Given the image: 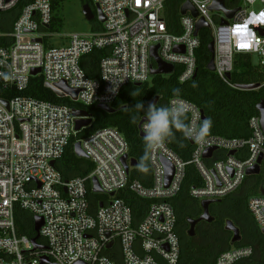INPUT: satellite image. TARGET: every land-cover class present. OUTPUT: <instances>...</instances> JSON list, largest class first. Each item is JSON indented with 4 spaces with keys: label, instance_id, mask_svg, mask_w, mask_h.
<instances>
[{
    "label": "built area",
    "instance_id": "2783aa9c",
    "mask_svg": "<svg viewBox=\"0 0 264 264\" xmlns=\"http://www.w3.org/2000/svg\"><path fill=\"white\" fill-rule=\"evenodd\" d=\"M19 1L0 0V13L16 10ZM186 1L197 16L189 11L182 15L179 8L180 33H172L164 16L166 0H91L104 16L101 29L71 34L66 46H53L46 43L54 34L48 31L54 18L51 1L30 0L20 9L11 30L0 31V38L6 40L0 44V88L22 92L31 77L41 76L52 87L63 82L76 90L74 101L84 106H111L124 86L147 82L153 76L150 66L156 65L150 49L155 45L164 63L181 67L179 81L185 82L197 71L200 30L194 32L199 18L211 30L215 72L223 82L229 84L226 74L232 71L236 53L258 56L257 65L264 68V21L249 22L264 16V0H240L238 7L224 0L227 9L239 10L222 27L224 14L209 9L215 0ZM239 28L244 29L243 34ZM244 44L247 47H242ZM175 47L183 51H174ZM95 50L106 54L99 61L97 77H89L80 61ZM34 69L39 72L32 75ZM174 100L189 106L187 124L201 123L203 113L195 103L175 96L166 106ZM72 112L68 105L27 95L0 96V264H40L43 257L49 264H117L111 257L114 254L120 257V264H176L179 236L170 201L181 190L186 166L193 165L201 181L189 189V195L198 201L218 200L240 188L247 170L260 156L264 158V132L258 114L248 121L247 138L206 135L202 144L189 142L188 161L174 152L167 140L149 149L146 185L131 178L129 157L128 169L121 162L128 155L123 135L116 128L105 127L72 144L73 148L79 142L86 159L93 163L92 171L65 179L55 162L82 129L75 130ZM210 148L211 154L204 157ZM164 161L173 168L167 184ZM92 178L99 192L93 191ZM122 192L150 201L137 223L131 207L118 196ZM247 207L263 230L264 195L249 197ZM17 208L30 213L33 221L42 219L39 238L43 243L39 246L45 249L34 247L29 236L18 234ZM254 253L250 244L233 247L220 252L214 264H237Z\"/></svg>",
    "mask_w": 264,
    "mask_h": 264
},
{
    "label": "trees",
    "instance_id": "16d2710c",
    "mask_svg": "<svg viewBox=\"0 0 264 264\" xmlns=\"http://www.w3.org/2000/svg\"><path fill=\"white\" fill-rule=\"evenodd\" d=\"M30 0H20L17 5V13ZM54 11L61 0H50ZM235 7L241 5L240 0H231ZM184 0H166L164 5V16L169 32L180 33L179 8ZM91 4V0H83V4ZM92 5V4H91ZM226 5L230 6L228 1ZM94 18L91 22L100 27L101 24ZM55 23L53 18L51 26ZM99 30L93 27V30ZM5 29L0 27V31ZM200 45L196 51L197 71L194 78L185 82L179 81L180 66L174 68L169 75H153L149 81L135 85L133 83L124 86L113 101L111 106L114 112H107L97 106H84L68 96H58L53 90L45 86L41 76L30 78L29 85L25 91L16 90L3 91L0 88V96L5 98L14 95H27L37 99L46 100L55 104H64L73 110H85L91 117L89 125L82 128L71 138L70 145L65 153L56 160L55 166L65 178L82 177L89 174L93 169V163L86 158L75 155L72 144L76 140L105 128H116L125 138L128 144V157L137 162L136 167L130 170L132 179L139 180L143 184H148L147 176L150 172L148 165V150L145 147L143 137L139 135L138 123L144 113L135 108L137 102H143L147 108L151 99L158 95L156 107L166 106L169 98L175 97L173 89H179V97H183L195 103L203 113V119L210 118L212 126L207 135H220L223 137L247 138L250 134L248 121L252 116L258 115L256 105L264 100V68L252 62V57L247 53H236L233 57V68L229 77V84L223 82L215 71L206 68L210 59L208 43L213 39L210 28H202L198 33ZM6 40L0 38V44L4 45ZM106 54L105 50H95L89 55L82 57L80 64L89 77H97L98 64L100 59ZM258 84L257 88L241 89L244 85ZM135 91V97L131 93ZM135 117V123L132 118ZM201 121V122H202ZM187 124V119L185 120ZM169 146L184 161L190 159L192 145L184 135L182 129H173V135L166 139ZM142 158H145L142 161ZM143 162L146 171H141L138 165ZM201 181L195 167L191 164L186 166V174L180 192L171 199V204L177 216V233L179 236V258L176 264H214L218 254L231 248V231L225 229V218L230 219L237 226L242 235V239L233 244L238 247L245 244L253 245L255 254L249 259L237 264H264V234L256 225L247 207L248 198L261 195V188L264 184V158L261 162L260 173L249 175L244 183L235 192L215 200L209 205V213L213 216L211 222L205 223L204 238L209 233V228L214 227L216 235L227 236L223 239L226 247L216 253L211 259L210 251L213 244H197L194 242V235L190 236L188 231V218H194L201 213L202 208L197 199L189 195V189L193 185H200ZM126 203L131 207L133 222L140 221L150 204L149 200L142 199L131 193H120ZM15 223L18 234H25L30 238L36 236L33 229V217L30 213L16 209ZM243 238H248L251 243H246ZM215 238L214 241H219ZM38 245H42L43 240H37ZM217 244V242H216ZM109 255V252H108ZM117 264H120L118 255L111 256Z\"/></svg>",
    "mask_w": 264,
    "mask_h": 264
},
{
    "label": "water",
    "instance_id": "95a60500",
    "mask_svg": "<svg viewBox=\"0 0 264 264\" xmlns=\"http://www.w3.org/2000/svg\"><path fill=\"white\" fill-rule=\"evenodd\" d=\"M95 11L93 10V7L91 4L86 3L83 5V14L85 16V18L88 21L93 20L94 18H96V20L99 23H102L104 21V16L102 15L100 9L95 6L94 7ZM210 10L213 11H220L224 14L225 18H223L220 22V26H226L228 23L229 19H232L235 15V13L239 10V8H235V9H227L225 7V2L224 0H215L213 5L209 8ZM187 11H189L191 13V15L193 17L197 16V11L195 10V8L189 3V1L184 2L181 7H180V14H185ZM207 28L208 24L204 21L203 18H199L196 22V29L194 34L196 35L197 32L202 29V28ZM260 32L263 33V29H260ZM208 50L210 53V59L206 64V68L210 71H215V66H214V56H215V49H214V41L211 40L208 45ZM157 48L158 45L152 46L150 49V57L153 59V61L155 62V67L153 65L150 66V73L152 75H166V74H171L174 71V66L170 65V64H166L164 63L158 56L157 54ZM174 51H183L178 47L174 48ZM39 72V69H34L32 70V75H35ZM196 75V73H195ZM195 75L193 76V78L195 77ZM226 76L229 78L230 77V73H227ZM141 83H136L135 85H140ZM45 86L50 88L51 90H53L58 96H69L70 99L72 100H76V95H77V91L70 89L66 86L65 83L61 82L59 84H57L55 87H52L51 85H49L48 83H45ZM259 85L258 84H254V85H244L241 86V89H251V88H257ZM159 99V96L156 95L154 96L150 103H156L157 100ZM6 103V102H5ZM99 108L103 109L104 111L107 112H114L115 108H113L112 106H108V105H99ZM256 109L258 111V114L260 116V124L262 127V130L264 132V100H261L257 105H256ZM73 116L75 117V130L79 131L81 128L89 125V123L91 122V117L89 116V114L87 113V111L85 110H73L72 112ZM203 117V116H202ZM143 122V117L140 119L138 126H140V124ZM140 136L143 137V133L140 132L139 133ZM189 142L191 143V140H189ZM213 148H210L208 150H206L203 154L204 157H208L211 152H212ZM73 151L75 153L76 156L81 157V158H86L84 152L81 150L80 148V144L79 142H76L74 144L73 147ZM230 155L234 154V151H230L229 152ZM127 160H128V155H124L121 158V162L123 164V166L128 169V164H127ZM263 160V157L260 156L257 160V163L249 168L247 170V175H257L260 173V166H261V162ZM137 162L134 159H129V165L130 166H136ZM164 165L166 167V184L169 182L172 173H173V168L171 166L170 163L164 161ZM92 184H93V191L94 192H99L100 188L98 186V183L96 181L95 178H92ZM215 200H201L200 201V207L202 208V213L201 215L196 218V219H191L188 218L187 222H188V231L187 233L190 236L194 235V228L197 222L204 220L207 222H211L214 218L213 216H211V214L209 213V205L214 202ZM101 205V204H100ZM43 221L40 217H35L34 221H33V229L36 233V236L31 238V242L34 245V247L39 248V249H45L44 246H39L37 243V240L40 237L39 234V229L42 226ZM225 229L231 231L232 236H231V240L230 243L231 245H233L235 242H238L241 240V234H240V230L237 226L234 225V223L231 220H226L225 222ZM261 232L264 234V229L261 230ZM40 264H49V260L46 257L41 258L40 260ZM76 264H80V263H76Z\"/></svg>",
    "mask_w": 264,
    "mask_h": 264
},
{
    "label": "clouds",
    "instance_id": "9594fccd",
    "mask_svg": "<svg viewBox=\"0 0 264 264\" xmlns=\"http://www.w3.org/2000/svg\"><path fill=\"white\" fill-rule=\"evenodd\" d=\"M258 21H264V16L259 17L258 20H250V23H256ZM237 31L243 34L244 29L239 28ZM242 47H247L246 44ZM122 82V81H121ZM116 88H113L115 91ZM180 90L173 89V94L178 96ZM137 93L133 91L131 95L135 97ZM135 108L144 113L143 123L141 124V131L143 133V140L146 149H152L167 138L173 135V129H182L187 139L202 144L204 137L210 131L212 121L210 118H205L198 126L195 124H186L187 113L190 108L183 102L172 101L170 106L156 107V103H149L145 108L143 102H137ZM135 123V117L132 118ZM145 158H142V161ZM141 171H146V166L143 162L138 165Z\"/></svg>",
    "mask_w": 264,
    "mask_h": 264
},
{
    "label": "rangeland",
    "instance_id": "374dc122",
    "mask_svg": "<svg viewBox=\"0 0 264 264\" xmlns=\"http://www.w3.org/2000/svg\"><path fill=\"white\" fill-rule=\"evenodd\" d=\"M86 4V3H85ZM83 0H61L58 6L53 11V16L55 18V23L48 30L49 32H54L52 36L46 38V43L53 46H66L69 42V35L71 34H86L91 32L95 22L88 21L83 14ZM93 7V5H92ZM257 7V5L255 6ZM94 12L95 9L93 7ZM96 21V19H95ZM252 62L258 64L259 58L256 55H252ZM226 219L225 218V222ZM216 230L214 227L209 228V233L203 241L199 240L198 237L195 238L194 242L200 244H213L211 248L210 256L211 259L216 253L223 250L226 244L223 243V239L227 236L226 234L218 236L215 234ZM204 236V235H203ZM220 238L219 241H214L215 238ZM242 237V235H241ZM246 243H251L248 238H243ZM217 242V244H216Z\"/></svg>",
    "mask_w": 264,
    "mask_h": 264
},
{
    "label": "crops",
    "instance_id": "0c3cea01",
    "mask_svg": "<svg viewBox=\"0 0 264 264\" xmlns=\"http://www.w3.org/2000/svg\"><path fill=\"white\" fill-rule=\"evenodd\" d=\"M17 15H18L17 10H13V11H10V12H7V13H0V27L5 29L3 32H9L11 30L12 24H13L14 20L16 19ZM93 27H96L97 29H100V27L98 28V26H96L95 24H94ZM91 31H95V29L94 30L92 29ZM166 75H169V74H166ZM131 167L134 168L136 166H131ZM260 194L264 195V184H263V186L261 188V193ZM198 202H199V205H200V201H198ZM241 239H242V237H241ZM233 247L234 246L232 245L231 248H233ZM231 248H229V249H231Z\"/></svg>",
    "mask_w": 264,
    "mask_h": 264
},
{
    "label": "flooded vegetation",
    "instance_id": "af4514ba",
    "mask_svg": "<svg viewBox=\"0 0 264 264\" xmlns=\"http://www.w3.org/2000/svg\"><path fill=\"white\" fill-rule=\"evenodd\" d=\"M201 213H202V211H201ZM201 213H199L196 217L191 218V219L198 218L201 215ZM203 222H205V221L201 220V221L197 222L196 225H195V228H194V232H195L194 233V237H198L199 240H201V241L204 240V236H203L202 232H204L205 223H203Z\"/></svg>",
    "mask_w": 264,
    "mask_h": 264
}]
</instances>
